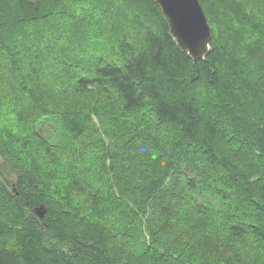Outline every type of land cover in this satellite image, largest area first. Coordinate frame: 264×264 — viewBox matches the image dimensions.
<instances>
[{"label":"trees","instance_id":"trees-1","mask_svg":"<svg viewBox=\"0 0 264 264\" xmlns=\"http://www.w3.org/2000/svg\"><path fill=\"white\" fill-rule=\"evenodd\" d=\"M199 2L212 39L207 56L194 62L153 0H0V59H10L0 71L12 74L11 60L30 45L39 50L34 60L67 63V80L74 79L59 99L45 95L44 105V89L31 93L26 83L37 73L12 76L8 89L34 107L21 110V125L8 123L16 130L0 122V264H264V83L251 70L254 62L264 66V14L256 10L264 0ZM230 23L242 33L222 37ZM28 35V44L19 41ZM242 38L243 46L236 43ZM4 84L1 74L0 107L13 94ZM93 94L111 102L112 121L121 120L109 141L90 126L88 115L99 110ZM85 167L95 168L96 184ZM114 187L130 199L115 202ZM181 208L188 222L176 221ZM197 221L212 242L217 236L198 257L174 254L170 244L164 255L146 246L138 258L133 238L117 240V231L146 227L156 247L182 235L195 250Z\"/></svg>","mask_w":264,"mask_h":264},{"label":"rangeland","instance_id":"rangeland-1","mask_svg":"<svg viewBox=\"0 0 264 264\" xmlns=\"http://www.w3.org/2000/svg\"><path fill=\"white\" fill-rule=\"evenodd\" d=\"M250 1H255L256 3L259 2V0H250ZM260 1H262V0H260ZM261 4H262L261 2H260V4L258 3V8L256 10L258 11V13L264 14V7ZM254 5H256V4H254ZM87 10H89V9H87ZM89 13H91V12H89ZM92 16L94 18L95 17L99 18V14L95 13V12L92 13ZM224 22H225L224 24H227L228 21H224ZM231 24L232 23L228 24V29H226L227 25H226V27L224 26L221 28L220 33H221L222 37H224V31L229 32L231 30L232 33H235V32L236 33L237 32L242 33L241 31H238V28L235 25H231ZM29 35L26 37L22 36L21 38H18V39H19V41H22V43L24 42L25 44H28L29 40H31V38H32ZM251 40H252L251 44L253 45V49L255 50L254 57L256 58V60H258L261 57V55L259 53V48L257 46V42L254 39H251ZM244 41L245 40L242 38V39H238L236 43H238V45L243 46V45H245ZM60 42L66 43L65 38ZM43 43H44L43 41H39V44H40L39 48L40 49H41V45ZM24 48L26 49L25 51L22 50L23 52H21L20 54L17 55V57H14L13 60H11L10 69L12 67H15L14 69H12L14 71L12 74H10V75H8V77H6L7 76L6 73H3L4 71H2V72L0 71V75L1 74L5 75V84H4V86H2L5 90V92L7 90H9V92H13V94H9V96H10L9 99L4 101L3 105L0 107V122H1L2 126L9 127L10 129H14V128H12L8 123H10L12 121V122H14L15 125H17L19 123V122L17 123V121H16V118L18 117V115L21 114V116H23L22 111H24L25 109H28L29 105L31 108L34 107L33 104L30 103L25 96L19 95L17 93V91H14L12 89H8V88H10V86L14 82V80H12V76H16L17 73H21V72H23V73H29L30 72L34 76L37 73L38 74L37 76L31 77L32 81L26 82V83L31 88L30 89L31 93L35 92V93L40 94L38 91V88L44 89L43 94H41L42 97H45V98H41L43 100L42 104H44V105H46V103L44 101L47 100L45 95L53 94L55 99H59L60 95H62V94L65 95V93L63 92L64 86H66V88H68L69 84H71V82L73 83L72 80H74V79L67 80V76L70 73L69 68H68L70 65H68L67 63L65 64L62 61L49 63L47 60V57L44 60L42 59V60L36 61L33 59V57H37L36 55H38L37 53H39V50L35 49V51H33V49H31L30 45H27V47H24ZM68 50H70V48ZM70 51H73V50L71 49ZM45 52L46 53H52L49 50H46ZM74 52H76V51H74ZM8 61L10 62V59ZM8 61L6 60V58L0 59V63L2 65V67L5 66L7 71H8V67H9ZM259 63H261V62H259ZM0 70H2V68ZM251 70H252V73H254L256 75H260L262 77V80L264 83V66L256 65V63L254 62L251 66ZM62 81L65 82L64 85L62 84ZM22 83H23V81L20 84L22 85ZM9 92H7V94ZM92 96H93V98L91 100V104L97 105L99 107L98 108L99 110H97V112L100 111V114L102 116L100 117L101 119H99L96 115L97 112L95 114L91 113L90 115H88L90 118V126L92 127V130L95 133V135L100 134V136L105 141H109V139H113V137L116 136L115 134H117L115 131V127H113V124L118 125V123H120L121 120H118L119 122L112 121V117L116 118L117 116L115 114L112 115V110L107 109L108 107L106 108V106L111 105L110 101H101V99H99L98 95L93 94ZM37 98L39 99V97H37ZM41 99H39V100L41 101ZM52 99H54V98L52 97ZM36 101L38 104V100H36ZM20 104L25 106V108L22 109ZM141 117H143L142 120L144 123V132L143 133L148 134L149 131H151V129H150L151 126L147 125V122H148L147 119L149 116H148V114L143 113L140 116V119H141ZM19 125H21V124L19 123L17 126H19ZM14 130H16V129H14ZM45 133H46L45 136H47L48 132L45 131ZM50 135H55V133L51 132ZM129 136H127V137H129ZM126 138L124 137L120 141L116 142V145H114V146H116V148H121L119 146ZM32 147H33L32 150L35 153H39V151L41 150L40 144H33ZM90 149L91 148H89L87 151L92 152ZM91 159L94 162H96V157H95L93 152H92ZM91 159L86 160V162L90 161ZM44 160H45V162L48 161V159L46 160V158ZM1 161H2V158L0 157V162ZM86 165H87V163H86ZM85 168L88 170V173H94V171H95V168H93V167L91 169L90 168L88 169L87 167H85ZM9 176L11 177V175H9ZM88 176H90L92 178V183L96 184L95 173L93 175H88ZM105 184H106L105 180H104V182L102 181L103 192L100 194V197L103 200H105L109 196L107 193V186ZM89 190L94 191L92 188H89ZM111 192H110V194H111L110 197H112L115 202H118L119 200L126 201V200L130 199L129 197H126V196L120 197V192L118 191V189L116 187L112 188ZM90 194H93V192H90ZM97 198H99V196H97ZM190 198L191 197H189L187 199H183V204L189 203ZM199 201L205 204L204 200L200 199ZM179 202L181 204V207H184V206H182V201L180 200ZM209 204L212 205V208L214 210H216V209L218 210L220 207L219 202H217L215 199H210ZM128 214H129V211H128V209H126V216H128ZM133 214H134V212H133ZM146 216L150 217V219L152 221L155 220V218H157L155 214H150V215L148 214L147 215V213H146ZM214 217H219V216L213 215V218ZM189 218H190V213L187 212V209L185 208V210H182V208H181L180 213H179V219H177L176 221L179 220L180 223H183L185 221L188 222ZM141 219H142V216H141ZM143 220H144V222L146 221L144 218H143ZM218 220L220 223L223 222V219H218ZM154 224L158 225V227L162 226V224H160L156 221ZM168 225H169V228L172 230L173 234L176 235V232L178 230L177 223L169 221ZM194 225L195 226L193 227V229L195 231L193 230V232H194L195 238L198 241L197 242V249H195V250L192 249L191 246L189 247V245L185 242L182 235H180V237H177V239L174 241V243H176L175 245H172L171 242L173 239L172 240L170 239V241L166 240V243H164V242L158 243L159 246L156 247L155 245H153V243H149L150 239H149V234H148V230L146 229V227H145L144 231H140V232L139 231L135 232V230H134V232L117 231V232H119L118 236H117V238H118L117 240H119L120 237L122 238V240H126V241H130L133 238V242L135 243V246L134 247L131 246V248H132V251L136 254V256L138 258H141L142 248H144L146 246L151 248L152 251H158V250H160V252L163 251L161 254L164 255V252L169 251L168 248H169L170 244H171V251L174 254L180 253L183 256H187L189 253H191L192 256L194 255V256L198 257L199 253L202 249L204 250V251L202 250L203 255L206 253V251L212 250L211 247L213 246V242L216 240L217 236L215 233H213L211 235L212 239L214 240L212 242L209 238L208 230H205L206 228L204 226H201L202 224L199 225V222L197 221V224H194ZM184 230H186V228H184ZM169 238H170V235L168 238L163 237V239H169ZM216 252L221 253L220 250H216Z\"/></svg>","mask_w":264,"mask_h":264},{"label":"water","instance_id":"water-1","mask_svg":"<svg viewBox=\"0 0 264 264\" xmlns=\"http://www.w3.org/2000/svg\"><path fill=\"white\" fill-rule=\"evenodd\" d=\"M168 26L169 34L178 48L195 62L203 60L210 51L212 31L199 0H153ZM42 218L43 206L35 209Z\"/></svg>","mask_w":264,"mask_h":264}]
</instances>
